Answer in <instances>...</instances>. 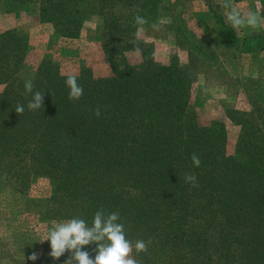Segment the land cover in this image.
<instances>
[{
  "label": "trees",
  "instance_id": "16d2710c",
  "mask_svg": "<svg viewBox=\"0 0 264 264\" xmlns=\"http://www.w3.org/2000/svg\"><path fill=\"white\" fill-rule=\"evenodd\" d=\"M4 1L36 5L38 22L63 37L78 39L94 25L109 71L98 76L82 64L74 75L83 96L71 101L67 76L55 56L46 55L31 78L33 93L44 91L43 108L29 111L23 35L17 28L0 30V230L8 239L0 242V264L68 259L67 252L58 261L49 257L50 242L40 258L28 259L38 238L12 227L24 211L49 229L72 218L91 226L100 209L119 213L141 264H264V91L249 100V111L226 110L240 127L229 155L225 122L206 118L192 103L200 58L180 46L185 59L176 55L161 65L144 38L170 13V2ZM255 1L264 17V0ZM137 14L149 23L136 26ZM206 16L216 37L202 39L196 51L219 58L239 39L222 16ZM132 52L140 54L137 65L127 59ZM18 104L23 115L14 110ZM193 153L200 167L193 166ZM186 173L196 176L197 187L185 182ZM137 240H151L147 252H136ZM95 247L84 249L93 259Z\"/></svg>",
  "mask_w": 264,
  "mask_h": 264
},
{
  "label": "rangeland",
  "instance_id": "374dc122",
  "mask_svg": "<svg viewBox=\"0 0 264 264\" xmlns=\"http://www.w3.org/2000/svg\"><path fill=\"white\" fill-rule=\"evenodd\" d=\"M167 1L171 3L170 13L156 28L144 32L148 34L144 35V38L146 42L153 44L154 60L161 65H168L176 55H179L180 60H184V55L179 52L180 46H184L200 58L202 64L197 66L198 69L193 68L195 71L197 69L198 76L192 103L206 118L225 122L228 132L227 153L232 155L240 127L226 118V110L247 112L251 109L249 100H255L256 95L264 91V41L255 42L248 39L255 35L264 36V17L261 7L255 0ZM226 3L234 5L242 15L256 13L259 18L257 26L235 28L239 42L235 49L225 48L227 53L224 56L213 58L207 52L199 54L196 48L200 47V41L204 38L216 37L214 26L207 14H218L230 24L227 20L230 9L225 7ZM10 8L13 12L8 13L7 10ZM11 28L19 29L23 35L26 46L23 73L26 79L32 78L37 66L46 55L55 56L61 73L66 76L77 74L82 64L89 65L98 76L107 75L109 71V66L94 39V25L89 27L91 30L86 28L78 39L63 37L57 34L51 25L38 22L36 5L10 4L9 6L6 1L0 0V30ZM233 54L236 56L232 57ZM127 59L131 64L137 65L141 62L139 52L127 54ZM181 63L185 62L181 61ZM192 73L195 76V72ZM6 196L8 197V194ZM28 213L24 211L20 214L18 221L12 222V227L38 238L39 247L35 249V253L40 258L49 242L41 243L47 234L48 226L37 222L33 217L28 216ZM1 228L4 230L3 226ZM3 232L0 230V242L8 241ZM2 248L0 245V249ZM131 255L133 257V253Z\"/></svg>",
  "mask_w": 264,
  "mask_h": 264
},
{
  "label": "clouds",
  "instance_id": "9594fccd",
  "mask_svg": "<svg viewBox=\"0 0 264 264\" xmlns=\"http://www.w3.org/2000/svg\"><path fill=\"white\" fill-rule=\"evenodd\" d=\"M225 7L230 9L227 20L234 28L249 26L254 28L257 26L259 18L256 13L250 12L242 15L234 5L226 3ZM148 23L149 21L139 14L134 17L136 26L142 27ZM153 27H156V25L154 24ZM139 35L138 28L134 37L138 38ZM135 42L134 39L132 43L135 44ZM65 84L69 89V100H80L83 96V87L78 83L77 76L74 74L68 75ZM33 87L32 79L24 81L26 94L33 93ZM43 103L44 91H35L27 104V109L29 111L40 110L43 108ZM14 110L18 115H23L25 107L18 104ZM94 114L99 118L100 109L96 108ZM191 160L194 167H200L201 161L197 154L193 153ZM184 179L186 183H190L193 187L198 186L195 175L186 173ZM119 219V213L105 214L104 210L100 209L95 212L91 226L83 219L72 218L50 227L41 243L44 241L50 242L51 251L48 255L55 261H58L67 252L69 256L63 264H141L131 255L133 244L126 238L124 225L118 222ZM93 244L96 245L94 259L88 251L84 250L85 246ZM150 244L151 240L148 242L137 240L134 247L137 253L147 252ZM38 258V254L35 252L28 257L32 261H36Z\"/></svg>",
  "mask_w": 264,
  "mask_h": 264
}]
</instances>
